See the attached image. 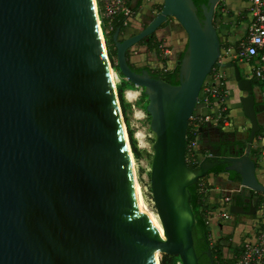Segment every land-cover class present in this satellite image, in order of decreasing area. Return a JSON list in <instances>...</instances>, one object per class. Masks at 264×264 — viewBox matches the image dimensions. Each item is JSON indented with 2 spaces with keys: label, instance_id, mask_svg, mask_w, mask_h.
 <instances>
[{
  "label": "water",
  "instance_id": "1",
  "mask_svg": "<svg viewBox=\"0 0 264 264\" xmlns=\"http://www.w3.org/2000/svg\"><path fill=\"white\" fill-rule=\"evenodd\" d=\"M218 0H162L138 32L112 35L122 78L140 87L154 133L148 172L156 220L134 184L117 92L93 0H0V264H198L188 187L225 164L240 186L264 194L250 156L261 125L253 82L232 69L249 122L241 155H211L192 168L187 126L202 84L218 64ZM173 17L186 34L172 84L131 68L126 54ZM117 72V71H116ZM236 214L252 215L229 205ZM213 264L211 249L205 251Z\"/></svg>",
  "mask_w": 264,
  "mask_h": 264
},
{
  "label": "built area",
  "instance_id": "2",
  "mask_svg": "<svg viewBox=\"0 0 264 264\" xmlns=\"http://www.w3.org/2000/svg\"><path fill=\"white\" fill-rule=\"evenodd\" d=\"M244 6L240 13L245 22L243 32L235 37L230 35L221 38V50L218 57V64H215L207 78L202 84V98L205 102L215 100L218 105V116L216 122L221 121L223 125H229L227 117H221V112L225 110L224 98L227 94V73L222 65L226 61L236 60L244 62L249 67V77L255 80L253 83L255 96L264 105V0H239ZM96 12L103 15L107 22H111L114 16L122 15V24H127V18L131 15V9L126 5L125 0H93ZM99 4V5H98ZM227 0H218L215 6V15H225L228 10ZM97 14V15H98ZM220 38V37H219ZM134 51V50H133ZM169 49L165 45H160V56L169 54ZM162 71L169 68L166 65H159ZM191 136L188 139L186 148L188 150L187 160L199 163L203 154L198 144V121L193 115ZM254 147H258L262 152L264 160V126L255 136ZM197 182L198 191L203 194L204 200L209 188L203 178ZM246 189V188H245ZM250 191L249 189H247ZM250 202L255 206V212L246 218L237 220V214L229 210L232 202L230 195L223 197L217 204L205 209V222L209 227V240L214 244L215 235L220 232L222 225L242 231V235L229 253L231 261L229 264H264V201L256 203L257 196L250 192ZM245 219H248L247 221Z\"/></svg>",
  "mask_w": 264,
  "mask_h": 264
},
{
  "label": "crops",
  "instance_id": "3",
  "mask_svg": "<svg viewBox=\"0 0 264 264\" xmlns=\"http://www.w3.org/2000/svg\"><path fill=\"white\" fill-rule=\"evenodd\" d=\"M126 5L131 9L132 13L127 18V24L124 26L122 30H120V36H127L134 34L138 32L140 29H142L144 25V21L147 20L149 17L153 16L154 13H157L160 10L161 1L162 0H125ZM227 0V4H228ZM232 1V6H228L227 13H234L233 16V22L235 24L233 25V28L231 30V33L223 31L224 38L227 35H232L235 37V32L237 29H240L241 31L238 32L237 35L241 34L245 28V22L242 17V14L240 13L241 8L244 6V4L239 0H230ZM235 7V9H234ZM232 12H231V11ZM219 15V14H217ZM217 15L214 16V24ZM109 23V22H107ZM216 26V24H215ZM177 26L173 23H171L170 19L168 21V29L165 27L159 28L155 35L157 38L160 36V32L162 30L165 31V41L164 44L168 46L169 48V54H168V60L167 61H157L150 67L152 68H159V65H166L169 69L174 68L177 65V54L181 55V53L184 50L185 43H181L179 38H182L185 36V32L183 30H174ZM177 29V28H176ZM217 32L219 37H221L222 34H220V29L218 26H216ZM236 35V36H237ZM142 45H135L133 48L130 49L132 56L131 62L135 63L136 65L143 66V64H138V60H142V54L138 53H153L148 52ZM134 50V51H133ZM233 62H236L238 65L240 72L243 76L249 77V67L244 62H238L236 60H230ZM226 68V67H225ZM227 73V81H226V87H227V94L224 98V104H225V110L224 112H221V117H227L230 124L229 125H223L221 121L216 122V117L218 116V105L215 100H212L210 102H205L204 100H200L197 105L195 106V112L194 116L196 119H199V122L201 123V126L198 130V144L199 149L202 151V158L211 156V155H225V154H219V146L217 143L219 141H225V140H236L240 141L239 139H233L231 138L232 130L234 128H237L238 131H243L248 126V120L244 116L240 104V96L244 93L241 92L237 86L236 82L233 79L232 69L226 68ZM254 85V84H253ZM127 91L132 92V96H134V90L132 89H126L124 90V95L127 97ZM256 97V96H255ZM133 98V97H131ZM257 101L259 98L256 97ZM261 114L262 117V123H260L261 126H264V109L262 111L258 112ZM257 113V114H258ZM236 146H230L229 148L222 149L224 151H228V154H234L235 153ZM264 159V158H263ZM260 162L262 169L264 170V160H261ZM203 180L208 183L207 186L209 188L208 194L206 196V202L207 205L212 206L217 204L223 197L230 195L232 198V202H237L244 206V208H248V205L250 204L249 199L250 192L241 187L240 183L236 182L237 180H232L229 178V175L227 172H219V173H208L206 176L203 177ZM223 183L229 184L227 187H223ZM247 191V192H246ZM231 202V203H232ZM253 203V202H252ZM246 216H249L247 214H237V220L246 218ZM246 221L248 219H245ZM220 230L222 232H225L224 237L228 236L230 238L232 236L231 232L236 231L235 228H232L227 225H222L220 227ZM227 230V231H226ZM220 231V232H221ZM232 238V237H231ZM237 244V243H236Z\"/></svg>",
  "mask_w": 264,
  "mask_h": 264
},
{
  "label": "trees",
  "instance_id": "4",
  "mask_svg": "<svg viewBox=\"0 0 264 264\" xmlns=\"http://www.w3.org/2000/svg\"><path fill=\"white\" fill-rule=\"evenodd\" d=\"M193 2L197 7L198 15L201 17L200 5L205 3L206 0H193ZM99 16L101 20V28H102L103 36L105 39L108 59L110 61L112 68H114V70L117 71L119 76L122 77L121 73L118 70V66L116 64V53H115V46L112 40V35L115 32L116 28H119L120 30L124 28V25L122 24L123 17L122 15H116L113 17L110 23H107V19L103 15H101L100 7H99ZM137 45H142L146 49V51L155 53V55L158 56L159 58L160 45H161L160 39H157L156 41H154L153 35H150L146 37L145 39H143L141 42H139ZM185 45H186V42H185ZM157 46H159V48ZM184 49H185V46H184ZM131 54H132L131 51H129L126 54L127 61L129 65L131 66V68L134 69L135 71L140 72L142 69H145L152 76H160L172 84H176L178 82V65L166 71H162L161 69H154L150 67L149 65L139 66L130 61ZM182 54L183 52L181 53L180 57L182 56ZM252 82L255 83V80L252 79ZM126 89L134 90L136 89V86H134L132 83L122 78L121 81L116 84L117 98L119 102L122 119L126 127V133H127V138L129 141V146L131 148L133 157L137 159L139 157L140 150L137 147L135 137L133 136V132L128 125V121L126 117V110L131 107V103L127 101L124 97V90ZM141 95L143 98H146L145 94L143 93V90H141ZM141 108L145 110V105H141ZM192 124H193L192 119L190 118L188 126H187V132H186V144L188 143V139L191 136L190 129L192 127ZM200 126H201V123L198 121L197 130H199ZM261 129H262V126L260 130ZM217 145L219 146V149H220L219 154H225V155H228V151H224L222 149L229 148L231 145L236 146L235 153H234L235 155H241L245 148V143L243 141H236V140L219 141ZM187 156H188V150L186 148V160H187ZM187 163L192 168L197 166V163L191 162L189 160H187ZM224 166L225 164L216 165L211 169L210 172L212 173L227 172L230 179L239 180L238 175L234 171H226L224 169ZM199 180L197 182H199ZM197 182L191 184L188 187V189L191 194L190 204H191V207L195 215V224L193 227V238H194V247H195L196 253L199 255L198 264H209L208 256L205 254V251L208 248L211 249V253L213 257V264H229L231 261V258L229 256H226L223 251L224 243L220 242V240H217L214 244L210 243L209 227L205 222V209L207 207V202L204 200L205 196H203V194L198 191ZM251 194H255L257 196L256 203H260L264 201L263 193L251 191ZM225 238L227 239L228 236H226ZM159 261H160V264H179V257L176 254H164L163 253Z\"/></svg>",
  "mask_w": 264,
  "mask_h": 264
},
{
  "label": "rangeland",
  "instance_id": "5",
  "mask_svg": "<svg viewBox=\"0 0 264 264\" xmlns=\"http://www.w3.org/2000/svg\"><path fill=\"white\" fill-rule=\"evenodd\" d=\"M228 5H230V7H233L232 1L229 0ZM234 9H235V7H234ZM96 14H98V13L96 12ZM233 16H234L233 12L230 14L226 13L225 15H217L216 20H215V24H216V26L219 27L220 34H222L220 39L223 36V33H224L223 31L231 33L233 25L235 24V22H233ZM97 18H98V25L101 28V20H100L99 14L97 15ZM169 19H170L171 23H173L177 26L176 27L177 29L175 28L174 30H183L173 17H170ZM101 31H102V28H101ZM240 31H241L240 29H237L235 34L237 35L238 32H240ZM102 35H103V32H102ZM230 36L233 37V34ZM158 37L159 38L156 37L155 33L153 34V40L154 41H156L157 39H160L161 45H165L164 44V41H165V31L164 30H162V32H160V36H158ZM103 39H104V36H103ZM179 40L181 41V43L184 44L186 42V34L182 38H179ZM104 41H105V39H104ZM105 47H106V44H105ZM157 47L159 48V46H157ZM166 47L169 48L168 46H166ZM138 54H142V58H143L142 60H138V64H140L143 61L141 64L152 66V65H155L154 63L157 61L161 60L164 62V60L165 61L168 60V57L167 56L164 57L163 55H161V56L159 55V58H160L159 59L158 56L155 55V53H150V54L138 53ZM131 56H132V54L130 55V57ZM179 58H180V55L177 54L176 59L178 60ZM130 61H131V58H130ZM110 72L112 74L113 84L116 88V84L121 81L122 77H120L119 74L114 70V68H112L111 64H110ZM141 90H142V88L136 87V89H134V96H132L133 94L131 91H127V97H130V98H126V96L124 95L125 99L131 103V107L126 110V117H127L128 125L133 132V136L135 137L137 147L140 150V154H139V157L137 159L133 157L132 153H130V159H131L133 170L135 169L134 175H135V177L139 183L141 193H142V197H143V201L150 210H152L154 213H156L154 203H153V200L151 197V193L149 190V181H148V172H149L151 156H152L151 145H152L153 140H154V133L151 131V129L149 127V116L141 108V105L146 104V98L142 97ZM131 97H133V98H131ZM201 98H202V92L200 91L197 103L201 100ZM197 103H196V105H197ZM194 112H195V108H194L192 115H194ZM257 117H258L259 123H262L263 121H262L261 114L258 113ZM123 127H124V134L127 138L126 127L124 125V122H123ZM248 131H249V122H248V126L241 132L238 131L237 128H234V130H232L231 138L239 139L240 141H243L244 143H246ZM250 156L255 161L256 176L259 179V181L264 185V170L262 169V166L260 164V162H262L261 161L262 160V157H261L262 152L259 150L258 147H254V141L252 143ZM236 182L239 183V181H236ZM228 185L229 184H227V183H223V187H227ZM251 191L252 190H250L249 192H251ZM231 234H232V236H231L232 238L230 237L227 239L223 236V235H225V232H222V231L217 232L215 235L217 237V238H215V241L220 240V242L224 243L223 251H224L226 256H229V253L232 251L234 245L239 241V239L242 235V231H237V230L232 231ZM161 255L162 254L159 255V259H160Z\"/></svg>",
  "mask_w": 264,
  "mask_h": 264
},
{
  "label": "bare ground",
  "instance_id": "6",
  "mask_svg": "<svg viewBox=\"0 0 264 264\" xmlns=\"http://www.w3.org/2000/svg\"><path fill=\"white\" fill-rule=\"evenodd\" d=\"M94 9H95V6H94ZM97 15V14H96ZM98 19V18H97ZM110 78H111V81H112V83H113V79H112V74H111V72H110ZM129 162H130V166H131V169H132V172H133V176H134V184H135V187H136V189H137V191H138V194H139V196H140V199H141V202L144 204V206L147 208V210L150 212V214L154 217V219L156 220V226H157V229L160 231V233L162 234V235H164L165 236V230H164V227H163V225H162V223H161V221H160V219L158 218V216H157V214L156 213H154L152 210H150L147 206H146V204L144 203V201H143V197H142V193H141V189H140V186H139V183H138V181H137V179H136V177H135V175H134V170H133V167H132V163H131V159H130V157H129ZM145 196V195H144Z\"/></svg>",
  "mask_w": 264,
  "mask_h": 264
}]
</instances>
